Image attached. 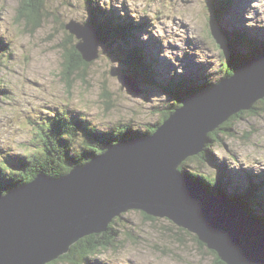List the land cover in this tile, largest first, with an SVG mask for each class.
<instances>
[{
  "label": "rangeland",
  "instance_id": "obj_1",
  "mask_svg": "<svg viewBox=\"0 0 264 264\" xmlns=\"http://www.w3.org/2000/svg\"><path fill=\"white\" fill-rule=\"evenodd\" d=\"M211 1L214 0H47L40 10V26L35 29V23L22 16L36 13L37 8L28 5L30 11L23 13L19 10L22 0H0L1 178L7 184L21 180L16 158L26 153L41 152L35 150L39 143L36 129L44 119L55 120V116H59L58 111L72 110L76 115L67 114L72 116L70 119L80 120L82 127L71 140L73 154H76L85 146L82 142L88 139L84 132L88 127L100 133L119 134L125 131L121 127L129 123L132 132L139 133L134 138L148 135L151 126H155L157 131L165 121L162 117L168 105L174 104V98L178 97H172L169 91L156 84L162 80L167 82L173 78L179 82L186 78L189 82L188 75H193L199 84L204 83L203 80L209 83V80L215 85L228 71L225 64L230 58L216 40V32L213 33L215 24L209 8ZM87 4L92 5L95 17L99 10L105 8L116 16L113 18L120 23L118 27L129 21L133 24L132 36L135 38L128 40L131 45L142 48L147 64L155 66V70L152 68L155 76H152L157 82L150 80L146 73H142L139 79L134 75V64L131 66V61L128 62L129 45L125 44L124 34L127 32L124 27L118 33L111 28L105 29L108 32L106 42L101 38L99 56L90 61L88 76L83 75L81 69L67 71L62 43L78 45L82 37L74 35L68 41L69 32L62 28V24L71 19L85 23L89 17ZM263 12L264 0H232L218 24L224 32L245 30L259 39L264 47ZM117 34L120 35L117 37ZM226 48L231 47L227 45ZM233 49L249 53L244 44ZM80 54L84 56L85 53L82 51ZM113 67L119 70V75L115 74ZM124 75L136 78L143 93H129L127 88L123 89ZM175 89V95L185 92V88ZM106 93H109V98L105 97ZM192 94L196 93L188 96ZM260 103L258 112L244 110L238 120L230 117L226 121L232 124L233 135L227 136L219 128L218 136L224 137V141L212 149L214 163L209 161L204 164L205 168L200 169L211 174L219 172L222 167L225 173L222 181L228 190L237 185L246 188L252 180L264 184V105ZM190 164L192 168L196 165ZM261 210L257 207L252 214L246 211L262 221ZM145 214L143 210H129L113 218L105 231L116 223L118 235L113 245L89 257L88 264L217 262L216 254L199 240L197 233L179 227L166 217L147 220ZM56 264L69 263L59 261Z\"/></svg>",
  "mask_w": 264,
  "mask_h": 264
},
{
  "label": "water",
  "instance_id": "obj_2",
  "mask_svg": "<svg viewBox=\"0 0 264 264\" xmlns=\"http://www.w3.org/2000/svg\"><path fill=\"white\" fill-rule=\"evenodd\" d=\"M65 28L82 37L77 49L85 61L99 56L95 25L71 19ZM126 76L123 89L140 94ZM207 90L186 97L152 135L109 144L66 175L39 174L0 195V264L53 262L129 210L197 233L226 264H264V222L180 168L205 149L210 133L264 99V51Z\"/></svg>",
  "mask_w": 264,
  "mask_h": 264
},
{
  "label": "trees",
  "instance_id": "obj_3",
  "mask_svg": "<svg viewBox=\"0 0 264 264\" xmlns=\"http://www.w3.org/2000/svg\"><path fill=\"white\" fill-rule=\"evenodd\" d=\"M46 1L47 0H22V2H20V12L27 13L28 11H30V9H28L27 7L28 5H32L33 7L37 8L36 13L31 12L29 13V15L25 16H22L20 14L23 18H30V21L35 23V29L40 26V24L38 23L39 21H41L40 10H43ZM230 2L232 3V0H214L209 2V8H211L214 16V19L212 18L213 24H215L213 25L215 29L213 30V33L215 34L216 32V40L220 42L221 48L223 50L225 49L227 58H230L225 64V68H228V71L220 80L217 81V83H220L224 77L232 75L233 72L238 69V67L245 60L257 57L260 54L262 47L261 41L251 34L247 33L245 30H242V32H224L223 29L219 26L218 22L225 14L227 8L230 6ZM91 6L92 5L90 4L86 5L89 13V17L86 21L90 22V24L93 26L95 25V28L99 30L98 36L102 38V41L106 42L105 37L107 36L108 32L105 31V29L108 30V28H111L112 30H117L118 33L119 31H122V28L124 27V31L126 30L127 32V34H124V38L125 40H127L125 41V44L129 45V49L127 51V55L129 58L128 62L129 60L131 61L129 62L131 66L132 64H134V67L132 68L134 71V75L137 79H139L142 73H146L150 80L156 81V78L152 76H155V72L153 70L154 68L151 65L147 64L146 57L141 52L142 48L137 46L136 44L131 45L130 41L128 40V38H135L134 36H132L133 30L135 29L133 24L129 21L127 24L123 23L121 27H118L120 23L118 22V20L113 18V16L116 17L115 15L110 14V12L104 8L102 10H99L97 17H95L92 12ZM124 24L126 25L124 26ZM62 28L66 29L64 23L62 24ZM67 31L69 32L67 34V40L69 41L74 37V35H72L69 30ZM119 35L120 34H117L116 36L118 37ZM242 44L247 45V48H249V53L243 54L236 49H233L237 47V45ZM227 45L231 47V50L226 48ZM62 47L64 48V57L66 58L65 62L68 69L67 71L72 72L76 69H81L82 71H84L83 75L88 76L86 72L88 71L91 62L84 61L82 55L77 49V45H75L74 43L69 45L64 42L62 43ZM262 48V51H264V47ZM85 76H83L84 80H86ZM190 80L191 81L188 82L186 78H184L181 81L177 82L172 78L167 82L161 81L160 83H156L159 87H163L165 90L169 91L171 93V96H178L174 98L176 99L174 100V104L168 105V110L164 112L162 121L167 119L169 115L174 111V109L176 110L180 106V104L183 103L182 101H184L185 97L188 96V94L202 92L214 86V83L212 84L209 80V83L205 82L203 84L196 83L197 80L195 78H190ZM175 87H180V90H182V88H185V92L182 93V91H180L181 94L175 95ZM106 94L107 95H105V97L109 98V93ZM259 103L264 105V99L260 100L250 111L258 112L257 109H259ZM262 108V110H264V106ZM244 112L245 111H242L239 114L234 115L232 117V120H238L237 117H240V114ZM57 115L59 116H55V120L49 121L45 124H41L37 128V136L41 146H35V150H41V152H38L37 154L34 153L33 155H29L26 153L25 155L16 158V166L19 168V176L21 180L16 183L14 182L5 185V183L7 182H5V180L1 178L0 175V192L11 190V188L17 187L21 183H28L34 180L40 172L47 173L54 177L67 174L74 166L86 163L93 157V155L106 151L109 144L116 143L121 139L134 138V135L139 134L132 132L133 128L129 123L121 127V129L125 131H121V133L119 134H114V132L100 133L96 132V129L91 128V130H89L88 127L84 130L85 137L86 134H88V139H83L82 143L85 145L83 146V150L79 153L73 154V143H71V140H73L74 135L79 132V129L82 127V125L80 124L79 120L73 121L70 119L72 116L69 117L65 113ZM161 122L157 124V127ZM151 127L152 130H149L148 135L149 133H153L156 130L155 126ZM220 129H223V131L221 132L226 133L227 136H231L235 132L233 130L232 124L229 125V123L227 124V122L222 124L220 126ZM220 129L218 128L215 132L210 133V141L206 144L205 149L201 153L188 158L181 164V171L196 179L205 188L211 189L212 192H221L227 195L228 199H231L234 202L243 205L244 208L251 214L253 212V209L261 207L262 214H260V217H262L261 219L264 222V184L255 183L251 179V183L246 188H240V186L237 185L236 187H234V189H237L238 191H235L231 188L230 190L234 191H230L226 188L222 181V178L225 176L224 169H222V167L219 169V172H211V174L205 173L200 170L201 168H205L203 167L204 164L209 163V161H212L214 163L212 149L217 143L221 144V142L224 141V137L220 138L218 136V130ZM140 136L142 135H139V137ZM53 140L55 142L54 145ZM190 162L196 163L194 168L191 167ZM145 217L147 220L152 221H155L157 219L156 217L147 214H145ZM114 223L111 224L110 230L105 232L104 234H94L84 237L73 246L71 252L63 255L60 259H57L50 264H56V262L59 261H63L69 264H88L90 262L89 257L94 256L97 252L107 249L111 247V245H113L115 238L118 235V230L115 228L116 223ZM212 252L216 254L215 256L217 262L215 264H226L220 259L215 251Z\"/></svg>",
  "mask_w": 264,
  "mask_h": 264
},
{
  "label": "bare ground",
  "instance_id": "obj_4",
  "mask_svg": "<svg viewBox=\"0 0 264 264\" xmlns=\"http://www.w3.org/2000/svg\"><path fill=\"white\" fill-rule=\"evenodd\" d=\"M219 1H220V0H219ZM228 2H229V1H228ZM228 2H227V3H228ZM230 3H231V2H230ZM221 6H222V5H221ZM204 7H205V6H204ZM258 7H259V6H258ZM223 8H224V7H223ZM230 8H231V7H230ZM251 8H252V7H251ZM205 11H206V10H205ZM212 13H213V12H212ZM261 13H262V12H261ZM263 13H264V12H263ZM136 25H137V24H136ZM92 26H93V25H92ZM93 27H94V26H93ZM97 35H98V33H97ZM80 40H81V39H80ZM135 42H136V41H135ZM175 54H176V53H175ZM188 56H189V55H188ZM253 58H257V57H253ZM181 60H182V59H181ZM154 63H155L154 61L151 62V64H152L153 66H154ZM187 64H188V63H187ZM154 67H155V66H154ZM154 67H153V68H154ZM113 69H114V71L116 72V74L119 75V70L116 69L115 67H113ZM154 70H155V68H154ZM129 76H130V75H128V76H126V77L129 78ZM131 76H132V75H131ZM188 77L193 78V75H188ZM190 78H189V79H190ZM135 79H136V78H135ZM195 79H196V78H195ZM196 80H197V79H196ZM162 81H163V80H162ZM204 81L207 82L206 80H203V82H204ZM205 82H204V83H205ZM197 83H198V82H197ZM202 84H203V83H202ZM140 89L142 90V92H141L140 94H142V93H143V89H142L141 87H140ZM209 90H211V88H210ZM207 91H208V90H207ZM202 92H206V90H205V91H202ZM182 102H183V101H182ZM182 104H183V103H181L180 106H179L177 109H179V108L182 106ZM58 113H59V114H61V113H65V114H69V115H72V116H73V115H76V114L74 113V111H72V110H61V111H58ZM46 117H48V115H46ZM49 121H52V120H51V119H49V120H48V119H44V120L41 121V122H42L41 124H45V123H47V122H49ZM76 121H78L77 118H76ZM79 121H80V120H79ZM41 124H39V125H41ZM39 125H38V126H39ZM36 130H37V129H36ZM140 137H142V136H140ZM140 137H137V138H129V140H130V139H132V140H134V139H139ZM143 137H146V136H143ZM118 142H120V141H118ZM118 142H117V143H118ZM36 146H37V147L41 146L40 141H39V143H38ZM99 154H100V153H99ZM8 155H9V154H8ZM91 159H92V158H91ZM91 159H90V160H91ZM90 160H89V161H90ZM86 163H87V162H86ZM83 164H84V163H83ZM69 172H70V171H69ZM69 172H68V173H69ZM39 174H45V173L40 172V173H38V175H39ZM38 175H37V176H38ZM64 175H65V174H64ZM37 176H36V177H37ZM61 176H63V175H61ZM58 177H59V176H58ZM5 182H6V180H5ZM15 183H16V182H15ZM6 184H7V183H5V185H6ZM22 185H24V184L21 183V184L18 185L17 187L11 188V190H12V189H18V188H21ZM7 191H8V190H7ZM1 195H2V194H1ZM229 200H231V199H229ZM231 201H233V200H231ZM233 202H234V201H233ZM48 263H49V262H48ZM48 263H46V264H48Z\"/></svg>",
  "mask_w": 264,
  "mask_h": 264
}]
</instances>
